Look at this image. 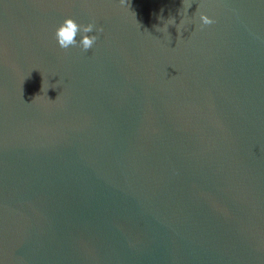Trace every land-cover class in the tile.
Here are the masks:
<instances>
[{
    "label": "water",
    "instance_id": "1",
    "mask_svg": "<svg viewBox=\"0 0 264 264\" xmlns=\"http://www.w3.org/2000/svg\"><path fill=\"white\" fill-rule=\"evenodd\" d=\"M0 264H264V0H0Z\"/></svg>",
    "mask_w": 264,
    "mask_h": 264
},
{
    "label": "clouds",
    "instance_id": "2",
    "mask_svg": "<svg viewBox=\"0 0 264 264\" xmlns=\"http://www.w3.org/2000/svg\"><path fill=\"white\" fill-rule=\"evenodd\" d=\"M127 2L128 0H121V4H125ZM190 7L191 5H188L187 9ZM183 8H185V0H183ZM200 19L203 25H211L215 22L214 20L210 19L207 15H201ZM168 20H170L169 23L163 24V27H158L157 30L166 33L168 37L171 38L168 28L169 25H175L176 21L175 18H169ZM182 22L183 21L181 20L180 23ZM94 30H96L95 24H88L87 26H82L78 25L73 19L69 18L66 19L63 24L57 29L55 35L59 46L62 49L67 50L70 46L78 45L77 36L78 34L83 33V37L79 41V46L82 47L83 51L87 52L88 50L92 49V47L98 40V36L88 35ZM98 31L102 32L103 29L101 28Z\"/></svg>",
    "mask_w": 264,
    "mask_h": 264
}]
</instances>
